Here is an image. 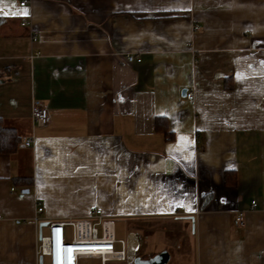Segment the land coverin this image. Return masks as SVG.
Listing matches in <instances>:
<instances>
[{
    "label": "crops",
    "instance_id": "obj_1",
    "mask_svg": "<svg viewBox=\"0 0 264 264\" xmlns=\"http://www.w3.org/2000/svg\"><path fill=\"white\" fill-rule=\"evenodd\" d=\"M20 2L0 0L27 9L0 14V117L21 135L0 153V264H41L49 224L95 207L136 257L264 264V0Z\"/></svg>",
    "mask_w": 264,
    "mask_h": 264
},
{
    "label": "built area",
    "instance_id": "obj_2",
    "mask_svg": "<svg viewBox=\"0 0 264 264\" xmlns=\"http://www.w3.org/2000/svg\"><path fill=\"white\" fill-rule=\"evenodd\" d=\"M29 0H21L20 5H27ZM31 21L23 19L22 24L28 25ZM195 30L199 25L194 24ZM127 59L133 62L134 55L128 54ZM188 101L196 103L194 91H186ZM32 119L38 125L50 122L48 108L42 104H35L32 110ZM33 139L28 138L24 146H32ZM14 189V188H12ZM256 206V202H253ZM41 205L38 212L43 211ZM237 221L240 226L245 224V215L238 213ZM57 244L59 252H56ZM119 244L121 247L117 246ZM38 257H48L49 264H135L136 254L130 253L129 238H118L115 231L114 219L106 218L101 207H95L91 215L85 219L70 218L65 221H54L49 224L46 234H42L37 244Z\"/></svg>",
    "mask_w": 264,
    "mask_h": 264
},
{
    "label": "rangeland",
    "instance_id": "obj_3",
    "mask_svg": "<svg viewBox=\"0 0 264 264\" xmlns=\"http://www.w3.org/2000/svg\"><path fill=\"white\" fill-rule=\"evenodd\" d=\"M132 226H133V224H132ZM136 226H137V230L138 231H140L142 234L144 233V235L142 237L140 236L139 239H140V242L144 243V245L146 244L145 248H147L146 250L143 247L139 248L138 251H137V255L138 256L142 255L143 250H145L146 252H148L147 256H149L151 254L150 252L152 250V247L150 245V241H148L147 239H148V235L150 233L149 229L152 226L154 227L155 223H152V222H150L148 220H145L142 223H140V222L136 223ZM128 230H129V228L124 222H118L117 223L116 232H117L118 238L126 239L127 235H128V232H129ZM133 230H134V227H133ZM134 240L135 239L133 237H131L130 241H129V245H131V241H134ZM145 240L147 241V243H146ZM117 246L119 248L121 247L119 244H117ZM44 262H45V264H49L48 257L44 258ZM89 262H91V261L87 260L86 262H83L82 264H87Z\"/></svg>",
    "mask_w": 264,
    "mask_h": 264
},
{
    "label": "trees",
    "instance_id": "obj_4",
    "mask_svg": "<svg viewBox=\"0 0 264 264\" xmlns=\"http://www.w3.org/2000/svg\"><path fill=\"white\" fill-rule=\"evenodd\" d=\"M20 142L21 135L18 134L16 128L7 126L5 121L0 117V153L11 154L17 150Z\"/></svg>",
    "mask_w": 264,
    "mask_h": 264
},
{
    "label": "water",
    "instance_id": "obj_5",
    "mask_svg": "<svg viewBox=\"0 0 264 264\" xmlns=\"http://www.w3.org/2000/svg\"><path fill=\"white\" fill-rule=\"evenodd\" d=\"M187 89L183 90V94H186ZM28 191V189L24 190ZM42 238V235L41 237ZM135 264H167L169 262V253L167 251L158 252L156 255L150 257V258H140L135 257ZM41 264H44V257H40Z\"/></svg>",
    "mask_w": 264,
    "mask_h": 264
},
{
    "label": "snow or ice",
    "instance_id": "obj_6",
    "mask_svg": "<svg viewBox=\"0 0 264 264\" xmlns=\"http://www.w3.org/2000/svg\"><path fill=\"white\" fill-rule=\"evenodd\" d=\"M0 14L3 15H26L27 14V9H19L16 11H5L3 8H0ZM180 141H183L185 137L181 136L178 138Z\"/></svg>",
    "mask_w": 264,
    "mask_h": 264
},
{
    "label": "clouds",
    "instance_id": "obj_7",
    "mask_svg": "<svg viewBox=\"0 0 264 264\" xmlns=\"http://www.w3.org/2000/svg\"><path fill=\"white\" fill-rule=\"evenodd\" d=\"M56 248H57L56 252H59L60 248H59L58 244H57Z\"/></svg>",
    "mask_w": 264,
    "mask_h": 264
}]
</instances>
